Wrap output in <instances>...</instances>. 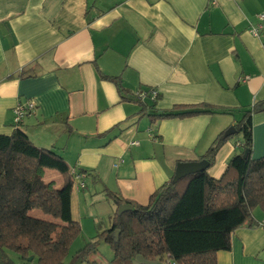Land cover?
I'll list each match as a JSON object with an SVG mask.
<instances>
[{
    "label": "crops",
    "instance_id": "crops-1",
    "mask_svg": "<svg viewBox=\"0 0 264 264\" xmlns=\"http://www.w3.org/2000/svg\"><path fill=\"white\" fill-rule=\"evenodd\" d=\"M263 10L264 0H0V134L14 129L18 102L35 103L19 127L72 170H86L70 197L81 224L84 206L107 200L104 186L145 205L177 162L198 160L264 99V36L249 32ZM149 88L155 102L135 97ZM178 105L230 112L148 115ZM239 150V135L227 139L207 173L220 178ZM251 155H264V111L252 114ZM43 180L63 183L52 169ZM253 218L232 232L217 264H264V213L256 208Z\"/></svg>",
    "mask_w": 264,
    "mask_h": 264
},
{
    "label": "trees",
    "instance_id": "trees-1",
    "mask_svg": "<svg viewBox=\"0 0 264 264\" xmlns=\"http://www.w3.org/2000/svg\"><path fill=\"white\" fill-rule=\"evenodd\" d=\"M145 107L142 104V112ZM263 111L264 99L254 101L234 125L235 132H220L198 158L207 159L210 165L227 139L241 137V150L231 156L218 179L211 177L207 168L176 182L171 178L150 195L145 205L104 186L107 200L116 207L129 204L132 208L120 213L116 208L109 228L78 249L70 263L98 264L90 255L101 239L113 251L111 264H133L138 255L147 264H217L216 253L230 249L232 232L254 222V209L264 213V155H251L252 114ZM214 112L230 110L178 105L148 115L158 120ZM20 125L14 126L9 135L0 134V264H65L70 245L80 232L78 221L71 216L75 174L61 155L32 143ZM45 169L56 170L62 176L60 188L43 180ZM33 209L51 219L30 215Z\"/></svg>",
    "mask_w": 264,
    "mask_h": 264
},
{
    "label": "rangeland",
    "instance_id": "rangeland-1",
    "mask_svg": "<svg viewBox=\"0 0 264 264\" xmlns=\"http://www.w3.org/2000/svg\"><path fill=\"white\" fill-rule=\"evenodd\" d=\"M111 204H113V202L109 200L98 202L95 199L92 203H89L87 206H84L82 212L83 222L81 224V221H78V224L80 225V232L74 238L70 245L68 255L65 259V264H71V258L78 249L82 248L87 242L96 240L95 236L99 232H101L105 226H110V224L112 223L113 215L116 211V207L113 205L111 206ZM39 212L41 211L39 210ZM88 215L90 216L88 217ZM48 218H50V216H48ZM95 220L98 222L96 228ZM95 250L96 251L91 253L90 255L91 260L96 261L98 264H111V260L113 258V251L107 243H105L101 239L98 240L95 245ZM9 253L15 259L19 258L14 253L10 251ZM28 264L36 263L33 262Z\"/></svg>",
    "mask_w": 264,
    "mask_h": 264
},
{
    "label": "built area",
    "instance_id": "built-area-1",
    "mask_svg": "<svg viewBox=\"0 0 264 264\" xmlns=\"http://www.w3.org/2000/svg\"><path fill=\"white\" fill-rule=\"evenodd\" d=\"M211 3H214L216 0H210ZM258 21L256 24L251 25L249 28V32L255 37L264 36V10L261 11L258 16ZM245 79V77H244ZM242 80V79H241ZM135 97L143 100L148 97L151 100H155L157 98V92L154 88H149L146 90H138L135 93ZM35 103L32 100H26L25 102H18L16 106L13 108V126L19 125L22 123L23 119L31 115L34 112ZM74 178L79 180L81 178V174L76 173L74 170ZM82 185V183H80ZM259 225L264 227V220L259 222Z\"/></svg>",
    "mask_w": 264,
    "mask_h": 264
},
{
    "label": "water",
    "instance_id": "water-1",
    "mask_svg": "<svg viewBox=\"0 0 264 264\" xmlns=\"http://www.w3.org/2000/svg\"><path fill=\"white\" fill-rule=\"evenodd\" d=\"M234 132H235V128L232 125L225 130L224 134L231 135ZM243 156L244 157L247 156V150H244ZM208 165H209V162L207 159L192 160V161H179L176 163L174 174L172 176V181L176 182L177 180H179L180 178L184 176L203 171L208 167ZM131 208L132 206L129 204H120L118 206V212L120 213L122 211L129 210ZM117 236H118V230H115L114 231L115 239L117 238ZM31 259H32V256L29 257V260ZM132 263L133 264H147L141 255L136 256V258L132 261Z\"/></svg>",
    "mask_w": 264,
    "mask_h": 264
}]
</instances>
